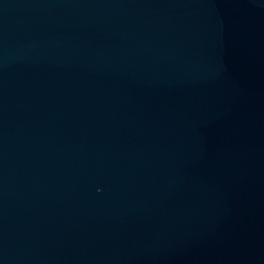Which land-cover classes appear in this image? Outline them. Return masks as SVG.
<instances>
[{
    "label": "water",
    "instance_id": "water-1",
    "mask_svg": "<svg viewBox=\"0 0 264 264\" xmlns=\"http://www.w3.org/2000/svg\"><path fill=\"white\" fill-rule=\"evenodd\" d=\"M0 264H264V0H0Z\"/></svg>",
    "mask_w": 264,
    "mask_h": 264
}]
</instances>
